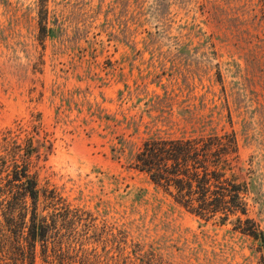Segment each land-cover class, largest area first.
I'll return each instance as SVG.
<instances>
[{
	"label": "rangeland",
	"instance_id": "374dc122",
	"mask_svg": "<svg viewBox=\"0 0 264 264\" xmlns=\"http://www.w3.org/2000/svg\"><path fill=\"white\" fill-rule=\"evenodd\" d=\"M232 132L241 218L264 231V0H0V156L24 148L40 191L103 233L173 264H264L235 217L206 222L136 169L147 140Z\"/></svg>",
	"mask_w": 264,
	"mask_h": 264
},
{
	"label": "trees",
	"instance_id": "16d2710c",
	"mask_svg": "<svg viewBox=\"0 0 264 264\" xmlns=\"http://www.w3.org/2000/svg\"><path fill=\"white\" fill-rule=\"evenodd\" d=\"M47 31L43 26L42 32ZM4 151L6 156H0V264H36L38 257L44 264H173L153 246L134 242L125 233L119 238L103 233L90 212L72 208L56 190L40 191L36 174L29 163L24 165V148L22 156L11 160ZM237 152L234 132L150 139L136 157V169L206 222L225 224L235 217L239 229L264 247V231L253 220L241 218L248 213V187L237 183L232 173L231 160ZM113 240L115 253L111 254L106 248Z\"/></svg>",
	"mask_w": 264,
	"mask_h": 264
}]
</instances>
